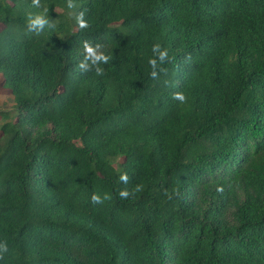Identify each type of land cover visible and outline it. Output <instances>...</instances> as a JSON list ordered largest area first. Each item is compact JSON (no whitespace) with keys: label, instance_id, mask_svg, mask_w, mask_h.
I'll use <instances>...</instances> for the list:
<instances>
[{"label":"trees","instance_id":"trees-1","mask_svg":"<svg viewBox=\"0 0 264 264\" xmlns=\"http://www.w3.org/2000/svg\"><path fill=\"white\" fill-rule=\"evenodd\" d=\"M72 2L0 0V264H264V0Z\"/></svg>","mask_w":264,"mask_h":264},{"label":"clouds","instance_id":"clouds-1","mask_svg":"<svg viewBox=\"0 0 264 264\" xmlns=\"http://www.w3.org/2000/svg\"><path fill=\"white\" fill-rule=\"evenodd\" d=\"M32 4L35 7H39L40 6V0H32ZM68 7L69 8L75 7L72 0H68ZM77 22H78L80 28L88 27L87 22L83 19V13H81L77 17ZM46 24L49 25V27H51L53 29H55V27H56L55 23H50L43 16H40V15H37L35 17L30 16L28 18L27 25H26L27 31L39 34L44 29ZM100 47H101V45H99V44H97L95 47H93L88 41L83 42L84 61H81L78 65V69L80 71L87 72L89 70L86 63H85L86 61H89V60L94 65H99L101 63H105V64L108 63L110 57L104 55L102 52H99L98 50L100 49ZM152 52L154 54V57L150 58L148 63L152 68L151 77L155 79V78H158V71H157L158 61L161 64L164 63L168 59V52H167V49H162L159 43L153 45ZM159 71L165 72L166 70L163 68H160ZM103 74H104L103 69L101 67H97L96 75L102 76ZM172 98L174 100L180 101L181 103L186 101V97L182 92L173 93ZM128 179H129V177L127 176V174H123L120 176V180L122 182H124L125 184L128 182ZM141 190H142L141 186L137 185L133 189V193L141 191ZM133 193H130L127 189L121 190L119 192V197L121 199H127L129 197V195H131ZM166 195H167V193H166ZM110 199H111V196L109 194H105L103 199H101V197L97 194H93V196H92V202L93 203H103L104 200H110ZM5 250H7L6 244H5ZM2 258L3 257L0 256V259H2Z\"/></svg>","mask_w":264,"mask_h":264},{"label":"rangeland","instance_id":"rangeland-1","mask_svg":"<svg viewBox=\"0 0 264 264\" xmlns=\"http://www.w3.org/2000/svg\"><path fill=\"white\" fill-rule=\"evenodd\" d=\"M58 12L61 9H57ZM12 106V98L10 96V92L3 88H0V108H10Z\"/></svg>","mask_w":264,"mask_h":264}]
</instances>
